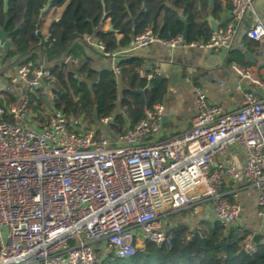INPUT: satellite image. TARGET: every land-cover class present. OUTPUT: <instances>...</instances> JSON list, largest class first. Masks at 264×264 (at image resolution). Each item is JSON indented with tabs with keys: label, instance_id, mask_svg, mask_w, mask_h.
<instances>
[{
	"label": "built area",
	"instance_id": "built-area-1",
	"mask_svg": "<svg viewBox=\"0 0 264 264\" xmlns=\"http://www.w3.org/2000/svg\"><path fill=\"white\" fill-rule=\"evenodd\" d=\"M228 2V21L207 40L162 38L146 28L131 42L229 49L252 0ZM245 35L259 42L256 52L264 57V18L255 16ZM82 39L109 56L110 69L120 74L118 51H107L89 34ZM64 61L78 58L67 54ZM230 68L238 77L239 105L226 109L196 85L190 126L162 138L156 137L160 103L144 108V116L119 133L109 128L111 115L86 130L60 110L45 111L47 120L38 122L24 93L19 106L0 103V264H101L107 256L131 257L147 242L168 243L163 213L202 196L212 199L216 220L229 226L241 211L237 188L245 184L256 188L257 214L264 217V77L238 61ZM137 72L147 79L159 75ZM50 77L39 57L20 61L10 82L32 90ZM240 249L253 254L257 247L242 240Z\"/></svg>",
	"mask_w": 264,
	"mask_h": 264
},
{
	"label": "trees",
	"instance_id": "trees-1",
	"mask_svg": "<svg viewBox=\"0 0 264 264\" xmlns=\"http://www.w3.org/2000/svg\"><path fill=\"white\" fill-rule=\"evenodd\" d=\"M46 1L8 0L4 12L3 1L0 0V26L6 17V29H14L9 35L12 48L8 50V56L23 57V62L42 57L51 72V77L42 81V89H23L29 100L28 110L35 114L38 122L47 120L45 111L60 110L76 127L85 123L83 129L86 130L92 124H99L100 118L111 115L113 120L109 128L119 133L142 118L144 108L162 101L166 78L140 76L137 70L142 66V60L137 57L120 58L118 61L121 67L119 75L124 84L120 94L119 75L111 69H95L91 59L85 55L84 34L93 35L109 52L128 44L132 35L147 27L160 37L168 38L182 34L184 28L176 9L184 10L187 41H204L211 34L208 23L201 19L200 14L207 9V0H169L170 4H166V0H54L49 8L62 6L63 10L52 24L47 40L41 44L36 34V23ZM142 3L144 8L140 10ZM213 5L212 14L215 15L220 0H213ZM161 10L163 23L158 27L155 19ZM134 13L139 19L132 26L129 15ZM103 15L109 17L113 30L123 34L120 41H117L113 30L99 29ZM246 44L255 50L259 46L258 41L249 38ZM235 53L239 55L238 59L249 63L243 53ZM67 54L77 57L78 61L65 62ZM233 61L242 63L235 58ZM47 89L51 92V97H47L48 106L43 99ZM227 228L217 220L192 231L180 226L170 232L168 243L157 245L147 242L131 257L108 256L101 264H264V244H256L257 250L253 254L244 253L240 249L244 234ZM203 237L206 238L204 242ZM221 241L227 243L225 252L220 246Z\"/></svg>",
	"mask_w": 264,
	"mask_h": 264
},
{
	"label": "crops",
	"instance_id": "crops-1",
	"mask_svg": "<svg viewBox=\"0 0 264 264\" xmlns=\"http://www.w3.org/2000/svg\"><path fill=\"white\" fill-rule=\"evenodd\" d=\"M166 4H170L169 0H166ZM142 8H144L143 3L140 5V10ZM212 9L213 7L210 8L208 6L207 0V9L200 11L201 19L206 21L209 26L208 15H211L218 26L226 24L228 21L229 2L220 0V6L215 15L212 14ZM62 10V6L56 9L51 6L44 12L39 25V31L42 36H49L51 22L54 18L59 19ZM176 11L178 17L185 21L184 10L176 9ZM137 13L129 15L132 26H135L139 19ZM255 16L264 18V0H252L251 9L248 11L246 20L239 26L234 44L229 49L224 47L212 49L181 46L170 48L158 42L136 47L131 42L132 37L128 44L117 47L115 50L119 52L115 55L117 62L120 58L137 57L142 60V66L138 69H141L143 73L156 70L159 72L157 76L164 77L167 80L166 91L160 102L162 105V119L157 138L169 136L190 126L195 114V93L193 88L196 85L204 89L210 101L218 103L226 109H233L239 105L242 95L234 89V84L238 81V77L232 72L230 63L234 58L242 61L243 64L245 62L241 58H237L239 55L235 51L243 53L244 56L249 53V59L245 56L249 63L245 65L251 67L256 74L264 77V57L259 56L255 49L246 44L248 38L245 35V29ZM162 23L163 10L158 13L155 19L156 26L160 27ZM109 25H111L109 17L103 15L99 23V29L109 31ZM113 31L117 41H120L123 38V34L117 30ZM90 36L92 39H96L93 35ZM8 38L10 40V37ZM83 43L86 44L84 53L91 59L92 66L95 69L111 68V58L109 56L101 54L100 50L91 43L86 41H83ZM11 48L12 44L9 49ZM9 49L6 50L0 46V84L3 86L0 92V101L6 106H16L18 98L24 92L20 85L10 82V77L14 73L16 65L23 60V57L17 59L16 57L8 56ZM242 83L244 85L249 84L246 80H242ZM123 87L124 84L121 80V75H119L118 91L119 89L122 90ZM252 88L259 91L254 86ZM236 156L240 160L243 157L242 151L238 148L236 149ZM225 189L227 187L225 185L222 186V190ZM237 193L241 211L228 226L227 230L244 234L242 240L251 241L255 245L264 244V217L257 214L256 188L249 184L241 185L237 188ZM212 205L213 201L210 197L202 196L186 206L167 210L163 213L161 220L169 232L180 226L192 231L203 224L216 221ZM254 235L258 236L256 241L253 240Z\"/></svg>",
	"mask_w": 264,
	"mask_h": 264
},
{
	"label": "water",
	"instance_id": "water-1",
	"mask_svg": "<svg viewBox=\"0 0 264 264\" xmlns=\"http://www.w3.org/2000/svg\"><path fill=\"white\" fill-rule=\"evenodd\" d=\"M54 0H47L46 3L44 4V6L41 8L39 15H38V20L36 23V34L40 40V43L43 44L46 40H47V36H42L40 31H39V25L41 23L42 17L44 12H46V10L49 8V5L53 2ZM8 0H3V10L4 12L7 10L8 7ZM208 6L210 8L213 7V0H208ZM133 19H135V17H133ZM58 18H54L51 22V25L57 21ZM183 23H184V28L182 31V36L183 38L186 39V35H187V26H186V22L182 19ZM208 22H209V26L212 32H215L218 28V24L217 22L213 19V17L211 15H208ZM51 25H50V29H51ZM109 29L112 30V26L109 25ZM14 31V29L11 30H7L6 29V17H4L3 23L0 26V46H2L4 49H9V47L11 46L12 42L11 40H9V35ZM246 58L249 59L250 58V54L246 53L245 54ZM40 88L42 89V86H40ZM137 92H141V90H136ZM43 99L45 101V103L47 104V106L49 105L48 100H47V95L44 93L43 94ZM257 235L253 236V240L256 241L257 240ZM205 237L202 238L203 242L205 241ZM220 246L222 248V250L225 252L226 251V247H227V243L225 241H221L220 242Z\"/></svg>",
	"mask_w": 264,
	"mask_h": 264
},
{
	"label": "rangeland",
	"instance_id": "rangeland-1",
	"mask_svg": "<svg viewBox=\"0 0 264 264\" xmlns=\"http://www.w3.org/2000/svg\"><path fill=\"white\" fill-rule=\"evenodd\" d=\"M247 14H248V12H247ZM119 92H120V94H121V90L119 89ZM44 93L47 95V97H51V92H50V90L49 89H47V90H45L44 91ZM24 94L22 93L21 94V96H20V98H18V102L16 103V106H19L21 103H22V101H23V99H24ZM81 122V121H80ZM98 124V123H97ZM97 124H94V125H97ZM85 126V123H83L82 125H81V127H84ZM108 257V256H107Z\"/></svg>",
	"mask_w": 264,
	"mask_h": 264
}]
</instances>
